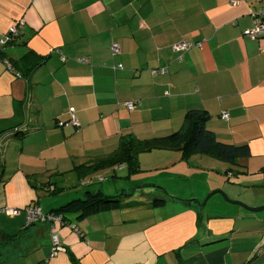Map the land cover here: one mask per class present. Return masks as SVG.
<instances>
[{"label": "crops", "instance_id": "0c3cea01", "mask_svg": "<svg viewBox=\"0 0 264 264\" xmlns=\"http://www.w3.org/2000/svg\"><path fill=\"white\" fill-rule=\"evenodd\" d=\"M235 1L0 0V264H264V210L219 193L204 202L222 189L264 204V35L247 34L264 0ZM181 40L192 46L179 52ZM191 109L207 111L217 141L250 155L152 149L136 173L122 161L98 166L125 137L180 129ZM71 112L77 127L64 124ZM196 167L207 169L198 184ZM87 190L123 193L122 205L27 224L26 206L47 214ZM154 197L165 204L150 205ZM53 237L64 251L51 254Z\"/></svg>", "mask_w": 264, "mask_h": 264}, {"label": "trees", "instance_id": "16d2710c", "mask_svg": "<svg viewBox=\"0 0 264 264\" xmlns=\"http://www.w3.org/2000/svg\"><path fill=\"white\" fill-rule=\"evenodd\" d=\"M28 55L32 57V54ZM208 118L209 114L205 110H188L184 115L180 129L151 140L142 141L133 137H125L122 139L121 148L111 161L110 159H101L97 164L98 166L109 165L122 161L127 164L129 172L132 174L141 170L138 154L152 149H178L182 153L183 159H187L193 154H210L225 162H232L237 158L250 155L249 146L246 144L238 145L217 141L213 132L206 126ZM122 194L109 195L101 190H87L83 197L70 199L54 208L50 213L58 214L61 223H67L71 214L77 218H83L101 211L119 208L123 201ZM165 202L163 197H154L150 205L160 206Z\"/></svg>", "mask_w": 264, "mask_h": 264}, {"label": "built area", "instance_id": "2783aa9c", "mask_svg": "<svg viewBox=\"0 0 264 264\" xmlns=\"http://www.w3.org/2000/svg\"><path fill=\"white\" fill-rule=\"evenodd\" d=\"M229 2L231 4L236 3L235 0H229ZM23 24V21H19L16 25H13L10 29H9V33L7 35V39L10 40L12 37L16 36L18 33V29L19 26ZM248 36L251 39H256L259 36L264 35V6L258 7L256 8L253 12H252V25L250 30L248 31ZM175 49L178 50L179 52H183L185 50H187L189 47L192 46V43L187 41V40H181L179 42H177L175 45ZM111 49L113 52H118L119 51V45L117 43H112L111 45ZM78 61H84L85 59L83 58H79L77 59ZM7 66L12 69V66L10 65V63L6 62ZM164 71V69L157 71L156 69L152 70L151 73L152 74H157V73H162ZM135 102L134 101H130V102H126L127 108L128 109H132L134 106ZM221 118L223 119H228V114L227 112H222L220 115ZM65 125H73V126H79V122L78 119L76 118V116L73 114V112L70 113V118L64 122ZM2 144V141L0 140V146ZM25 213H26V221L27 224L31 223V222H36L39 220H45V219H49L51 221H56V222H61V218L58 214H54V213H47L44 214L43 212H41V210L39 208H37L35 205H28L24 208ZM3 211L7 214V215H13L15 213H18L19 210L16 208H4ZM65 249L63 248V246H60L58 244V238L57 237H53V242H52V248H51V254H55L57 251H64Z\"/></svg>", "mask_w": 264, "mask_h": 264}, {"label": "rangeland", "instance_id": "374dc122", "mask_svg": "<svg viewBox=\"0 0 264 264\" xmlns=\"http://www.w3.org/2000/svg\"><path fill=\"white\" fill-rule=\"evenodd\" d=\"M196 155H198V154H196ZM194 159V161L192 162V163H194V164H201V162H202V164H209L210 162H208L207 161V159H205V160H202L201 162L198 160V159H196V158H193ZM204 166V165H203ZM204 170H207V169H205V167H203V168H191L190 170H188V172L189 173H193V175H192V177L191 178H189V181H193V183L194 184H198L199 183V180L198 181H196V179L194 178L195 176H197L198 174H201V173H203V172H205ZM141 171H142V169H141ZM144 173H147V174H150V175H153V174H155V173H158L159 171L158 170H153V171H143ZM140 177H142V176H140ZM183 183H184V181H180V182H176L175 184H177L179 187H183ZM114 185L116 186V187H118L119 186V183H114ZM114 185L113 184H111L110 185V188H113L114 187ZM127 186V185H126ZM120 188V187H119ZM121 188H125V190L127 191V190H129L127 187H123V186H121ZM150 187H144V190H148ZM132 189V188H131ZM109 190V189H108ZM212 190H214V189H212ZM211 190V191H212ZM125 191V192H126ZM211 191H209V192H211ZM176 192H178V191H176ZM213 195H216V194H213ZM121 197L123 198L124 197V194H122L121 195Z\"/></svg>", "mask_w": 264, "mask_h": 264}, {"label": "water", "instance_id": "95a60500", "mask_svg": "<svg viewBox=\"0 0 264 264\" xmlns=\"http://www.w3.org/2000/svg\"><path fill=\"white\" fill-rule=\"evenodd\" d=\"M219 193L227 202L237 204L241 206L243 209L250 211V212H259L264 210V204L259 206H250L247 205L245 202L238 200V199H232L230 198L222 189H214L212 190L204 199V202L213 194ZM68 223V222H67Z\"/></svg>", "mask_w": 264, "mask_h": 264}]
</instances>
